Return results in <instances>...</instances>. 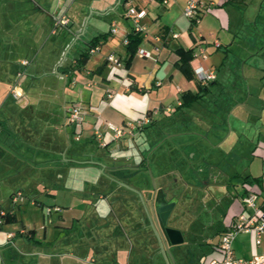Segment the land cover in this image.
Wrapping results in <instances>:
<instances>
[{
	"label": "crops",
	"instance_id": "obj_1",
	"mask_svg": "<svg viewBox=\"0 0 264 264\" xmlns=\"http://www.w3.org/2000/svg\"><path fill=\"white\" fill-rule=\"evenodd\" d=\"M188 1L170 0L164 5L161 0H96L97 16L108 27L103 31L94 27L89 37L76 42V47L70 42L81 33L87 3H0V216L2 212L11 216L7 221L2 216L0 223V264H208L213 258H222L220 235L244 210L243 196L256 192L261 198L264 191V141L259 135L252 140L250 150L245 146L244 157L236 153L239 168L233 163L221 167L222 155L211 152L209 145L219 149L226 142L231 144L230 139L239 136L240 140L241 118L231 113L236 121L230 115L229 131L219 140L215 123L209 121L210 114L215 119L216 113L205 105L203 90L209 92L211 85L221 83L222 66L234 44L245 55L256 54L260 34L255 28L249 31V24L255 25L259 17H264V0H256L253 6L244 0L243 8H239L243 14L239 15L233 0H201L204 7L197 21L184 14ZM104 5L108 7L105 11L101 10ZM130 6L146 10L141 19L146 30L140 32L143 37L139 46L150 50L151 56L136 51L128 63V44L123 38L134 31L133 19L127 15ZM60 19L65 22L55 26ZM9 23L18 26L14 34L9 31ZM114 26L117 32L111 30ZM243 26L249 32L245 44L240 42ZM105 34L96 42L99 48L91 52V41ZM68 44L71 56L58 60ZM179 47H192L191 67L214 70L215 78L202 83L196 73L188 77L180 67ZM86 53L88 57L83 60ZM111 53L122 61L121 65L107 59ZM23 59L28 62L21 64ZM15 84L21 92L17 97L11 92ZM196 92L201 95L194 98ZM73 104L83 112L79 123L65 119ZM199 111L203 117H198ZM173 115L176 126H172ZM108 122H133L138 126L132 135L114 138ZM151 125L168 134L161 144L169 137H178L168 152L150 155L149 164L152 162L159 187L167 191L168 199L180 195L181 181L201 191L209 189L221 198L219 203L226 199L223 208L218 206L217 217L212 216L206 224H220L218 240L208 234L188 238L189 229H185L175 206L170 224L182 231L183 241L170 246L174 259L156 235L150 207L144 208L135 192H146L150 203L147 157L136 155L121 162L118 158L103 161L91 157L93 140L104 147L124 144L125 139H135ZM98 130L104 133L105 143ZM175 155L181 164L175 162ZM202 169L207 175L201 173ZM89 172L94 174V192L104 200L108 198L111 205L108 201L86 202L87 190L80 182L86 181ZM98 182L107 185L108 192L98 191ZM16 190L21 196L13 203L11 194ZM22 196L24 202L18 203ZM192 196L196 194L192 192ZM191 216L196 222L202 221L200 215ZM233 247L236 255L245 258L264 254V242L257 244L252 231L237 233Z\"/></svg>",
	"mask_w": 264,
	"mask_h": 264
},
{
	"label": "rangeland",
	"instance_id": "obj_2",
	"mask_svg": "<svg viewBox=\"0 0 264 264\" xmlns=\"http://www.w3.org/2000/svg\"><path fill=\"white\" fill-rule=\"evenodd\" d=\"M2 1L3 0H0V3ZM81 1H83L84 3H87L88 7H87L86 12H84L83 20L80 24L81 33L78 36H75L71 40L70 43L73 42L72 46H75L77 41H80L84 38L89 37L91 34L90 31H92L94 27H96V29L100 31H103L108 27V23H106L103 20H100L99 19L100 17L97 16V14L99 13H97L95 10L98 6L93 4L94 2H96V0H81ZM233 1H234V4L232 5H237L236 12H238V15L240 13L243 14V10L239 8H243L241 2H243L244 0H233ZM255 3H256V0H247V5L253 6ZM106 9H108L106 5H104L101 8V10H104V11ZM96 21H100L105 24L99 25L95 23ZM256 21H257V24L255 25L249 24L250 26L249 31H251L252 28H255V31H258L260 34L259 36L260 38L258 37L257 39L260 48L254 49V50H258L256 54L251 55L249 53L245 55L244 53H242V48L237 46V44H234L229 49L225 64L222 66L224 74L220 75L221 83L211 85L212 87H211V90H209V92H206V90H203L204 98H206L205 105L209 109H211L210 110L211 112L216 113L215 119H212V115L210 114L209 121L210 122L212 121L213 123H215L214 128L217 131V133L215 134V137H218L219 140L223 139L229 131L230 121L228 119L231 113L234 112L236 113V115L240 116L241 118L238 120V122L240 123L239 132L242 133L240 140L238 139L239 136H237L236 138L230 139V142H232L231 144L229 142H226L219 149L211 148V146L209 145V150L211 152H215V153L217 152L216 153L217 156L222 155L221 156L222 158L221 167H223L224 165L226 166L227 164L233 163V165H236V168H239L240 167L239 163L241 162L239 161L240 157L237 154H240V155L242 154V157H244L246 154L245 146H247L248 149L250 150V147H253L252 140L253 139L256 140V138L259 135H260V138L264 141V27H263L264 17H259L258 20ZM0 22H1V18H0ZM56 25L57 23L55 24V26ZM8 26H9V31L12 34L18 31V26H16L15 24L9 23ZM252 32L254 33V31ZM248 33H249L248 30H245V26H243L240 32V35L243 38V40L240 41L241 43L245 44L244 40L246 39V37H249ZM0 34L2 33L0 32ZM9 38L11 39V36ZM69 45L70 44L66 46L65 51L59 54L58 60H62L64 56L66 58L71 56ZM11 46L14 50V56H15L17 54L15 52L17 51H15L14 49L15 46L13 44ZM53 52H54V48H53ZM61 97L62 96H60V98ZM198 115H199L198 117H203L200 111ZM231 116H232V120L236 121V119H234L233 117V114ZM199 119L201 121V118ZM171 120L173 122L172 126L174 125L176 126L175 123L177 122V118L175 115H173ZM203 124H205L204 121H203ZM221 130L223 131L224 134L221 133L220 135L219 132ZM167 136L168 134L167 133L165 134L164 131H162L158 125H154V126L151 125L147 129V131H144L143 134H140L135 139L134 138L125 139L124 144L122 143L112 144V146L110 147H104V146H100L96 140H93L92 143L94 147L92 148L91 153L93 154L91 155V157H93L94 159L95 158L99 160L101 159L103 161L108 160V159L112 160V158L113 159L118 158L119 161L121 162V161H127V159L129 160L130 158L133 159V157H135L136 155L139 157L146 156L147 157V169L149 173L148 178L150 179V183L153 188V176L158 186H160V180L156 175V171L152 165V162H151V165L149 164L150 160L152 161V159L150 158L153 157L156 153H159V152L163 153L165 151L168 152L167 149L170 148L169 145L172 144L173 142H176L178 138L177 136L169 137L165 140L163 144H161L162 141ZM232 145L233 146L235 145V148L233 147L232 149L233 151L230 150ZM239 145H242L241 146L242 148L240 149L241 153L238 150ZM193 147H195V145ZM235 150H238V151H235ZM191 153H192V150L191 152H189V155ZM223 154H225V157ZM150 155L152 156L150 157ZM174 157H175V162L181 164L182 160H180V157L177 155H175ZM93 169H94L93 167H89V170L92 171ZM202 171L203 172L201 173H205L204 169H202ZM114 173H117V172L115 171ZM117 174L121 175V172ZM93 175L92 173L89 172L88 175L86 174L88 178H84V180L86 181L80 182V184H82L84 189L87 190L86 202H88V204L90 205V204L97 203V202L103 203V202L108 201L109 205H111L110 201L107 200L108 198L104 200L101 197H99V192H94L96 182L94 180V177L91 178ZM205 175H207V173H205ZM202 182H205V180ZM202 182L201 184H204ZM125 185H128V184H125ZM178 187L180 188V191H181L180 192L178 190L179 194L185 192V194L188 195L189 197L192 196V192L197 194V196L194 198L193 206L190 209L191 211L189 210V212H187L188 214H185L184 217L180 215V218L184 220L185 229H189L190 237L188 236V238H191L192 240H194L195 235L199 236L203 234H208L211 237L218 240L219 234L217 230L220 228V224L217 223L216 225L210 226V227L206 224L210 223L212 216L213 218L217 217L216 215L219 209L218 206H220L221 208L223 204L226 203V199L224 198L222 200L223 202L219 203L221 198H218V196H214L213 193H211L209 189L201 191V190L195 189L191 184H185L182 181L179 183ZM96 189H98V191H103L104 193L108 192L107 185L102 184L100 182H98V188ZM135 192H137V196H139V200L141 204L143 205V207L146 209H149L150 203L148 200H146V196H147L146 192L144 193L143 190H135ZM61 201L62 200H59V202ZM20 202H24L23 196L21 199H19L18 203ZM37 202L38 200H35V204L39 206ZM45 202H48L47 199H45ZM217 203H219V205ZM46 205L43 206V212L45 214L44 220H46L47 218V214L45 212L46 207H47ZM191 214L193 216L200 215V219L202 221L196 222L195 220L191 218L192 217ZM210 225H213V224H210Z\"/></svg>",
	"mask_w": 264,
	"mask_h": 264
},
{
	"label": "built area",
	"instance_id": "obj_3",
	"mask_svg": "<svg viewBox=\"0 0 264 264\" xmlns=\"http://www.w3.org/2000/svg\"><path fill=\"white\" fill-rule=\"evenodd\" d=\"M162 4L166 5L170 0H161ZM204 3L201 0H189L184 7V14L191 20L197 21L199 16L202 14V8ZM146 14L145 9H138L135 6H130L127 10V15L133 19L134 31L142 32L146 30V26L141 23L142 17ZM64 19L56 21V23H63ZM55 23V24H56ZM113 32H117V27H112ZM177 36V33H174ZM124 43H129V37L125 36L123 38ZM99 48L98 45H94L90 48L91 52L96 51ZM137 54L141 56H151V51L138 46ZM206 56L204 52L201 53ZM107 59L113 64L121 65L122 61L113 53L107 56ZM27 59L21 60V64H26ZM195 73L202 83L215 78L216 73L214 70H205L202 66L195 67ZM20 74V72H18ZM12 95L17 97L21 94L17 90V85L15 84L11 88ZM66 121L71 123H79L83 119V112L79 105L73 104L69 107L68 113L65 117ZM138 125L133 122H128L127 124L119 125L113 122L107 123V128L112 131L114 138L124 137L126 135H132L135 128ZM97 135L100 137L103 143H105L104 133L100 130L96 131ZM21 196V191L16 190L11 194V201L15 203L18 197ZM259 198V194L256 192H251L243 196L244 210L241 211L234 217L232 223L225 230L222 231L219 239V248L223 252L222 258H213L208 264H259L264 260V254H256L251 258H245L235 254L233 247V240L237 233L242 231L254 232L255 241L257 244L264 242V191ZM58 209V207H54ZM49 210V208H48ZM4 212H2L3 214ZM3 221L2 216H0V223Z\"/></svg>",
	"mask_w": 264,
	"mask_h": 264
},
{
	"label": "water",
	"instance_id": "obj_4",
	"mask_svg": "<svg viewBox=\"0 0 264 264\" xmlns=\"http://www.w3.org/2000/svg\"><path fill=\"white\" fill-rule=\"evenodd\" d=\"M132 188L136 189L134 187ZM175 202V198L172 200L168 199L167 191L163 187H159L157 185L153 176V188L151 190L150 197L151 217L153 218L152 226L155 229L159 240L165 245L172 259H174V256L170 250V246L183 241L182 231L170 224V217L174 211Z\"/></svg>",
	"mask_w": 264,
	"mask_h": 264
},
{
	"label": "trees",
	"instance_id": "obj_5",
	"mask_svg": "<svg viewBox=\"0 0 264 264\" xmlns=\"http://www.w3.org/2000/svg\"><path fill=\"white\" fill-rule=\"evenodd\" d=\"M103 36H106V34L102 35V36H97L96 38H94L91 41V44L93 46L96 45L97 40ZM128 37H129V43L127 46H128V50H129V52H128V56H129L128 57V63H129L132 55L137 51V48H138L139 43L143 37V34L138 32V31H132V32H130ZM177 50L181 53V59H182L180 62L181 69L184 71V73L188 77H193L195 72H194V69L191 67V64H190L191 58L193 57V48L191 47V48L185 49L184 47H179ZM87 57H88V53H86V55H84L83 60H86ZM200 95H201L200 92H196L194 98H197ZM1 216H3L4 219H6V221L9 220L11 217L8 212H4L3 214H1ZM30 231H32V230H30Z\"/></svg>",
	"mask_w": 264,
	"mask_h": 264
},
{
	"label": "flooded vegetation",
	"instance_id": "obj_6",
	"mask_svg": "<svg viewBox=\"0 0 264 264\" xmlns=\"http://www.w3.org/2000/svg\"><path fill=\"white\" fill-rule=\"evenodd\" d=\"M196 196H197V194H196ZM196 196L189 197L184 192V193H180V195H175V196L173 195V196L169 197V200H172L174 198L176 199L175 206L177 207V205H178V207H179V210L177 211L178 212L177 215H179V218H180V215L184 217V215L187 214V212H189V210L193 206L194 198ZM175 206H174V208H175Z\"/></svg>",
	"mask_w": 264,
	"mask_h": 264
}]
</instances>
